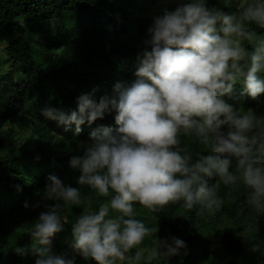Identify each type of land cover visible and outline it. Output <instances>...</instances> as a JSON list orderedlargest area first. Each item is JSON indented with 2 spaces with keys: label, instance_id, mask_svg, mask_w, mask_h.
Segmentation results:
<instances>
[{
  "label": "clouds",
  "instance_id": "1",
  "mask_svg": "<svg viewBox=\"0 0 264 264\" xmlns=\"http://www.w3.org/2000/svg\"><path fill=\"white\" fill-rule=\"evenodd\" d=\"M250 25L264 29V0H243L236 14L208 8L206 0H189L154 19L130 84L117 83L113 94L98 102L91 93L81 94L77 109L68 114L43 110L66 130L75 125V133L85 121L90 125L116 112V127L90 132L83 154L69 161L80 173L77 183L106 198L72 224L73 252L95 264H150L178 255L185 243L176 237H154L145 255L140 246L156 229L136 218L134 205L156 213L182 204L188 211L199 206L215 214L223 200L218 185L209 184L214 177L226 186L243 184L249 190L247 204L264 214L262 121L221 99L237 82L253 99L264 93V78L258 75L264 72V37ZM245 42L254 43L251 52ZM181 136H194L207 154L193 160ZM43 198L58 203L30 227L35 264H73L49 245L67 223L61 210L80 205L81 191L50 175Z\"/></svg>",
  "mask_w": 264,
  "mask_h": 264
},
{
  "label": "trees",
  "instance_id": "2",
  "mask_svg": "<svg viewBox=\"0 0 264 264\" xmlns=\"http://www.w3.org/2000/svg\"><path fill=\"white\" fill-rule=\"evenodd\" d=\"M137 2L0 0V47L5 45L10 62L7 70L0 69V264H35L30 227L40 213L58 203L43 198L50 175L79 188L82 200L80 205H66L61 210L67 223L50 239L51 252L64 255L73 264H95L71 249V227L79 215L97 209L106 198L79 185L80 173L69 161L83 154L90 132L102 126L116 127V112L106 113L90 125L85 121L75 133V125L66 130L45 117L43 110L53 108L68 114L77 109L81 94L91 93L98 102L102 96L112 95L117 83L130 84L136 78L148 29L156 17L177 6L175 1L151 16H127ZM206 6L238 12L219 0H206ZM249 27L264 37V29ZM32 37L36 38L33 44ZM244 46L251 52L254 43ZM223 100L241 114L252 112L264 128V93L251 100L237 82ZM16 126H25L26 135H18ZM181 144L193 160L197 154H207V147L194 136H181ZM209 184L218 185L217 194L223 200L215 214L203 212L199 206L188 211L182 204H169L156 213L134 205L136 218L156 229L142 247H154V237H176L185 243L178 255L150 264H264V214L258 215L247 204L249 190L243 184L226 186L217 177Z\"/></svg>",
  "mask_w": 264,
  "mask_h": 264
},
{
  "label": "rangeland",
  "instance_id": "3",
  "mask_svg": "<svg viewBox=\"0 0 264 264\" xmlns=\"http://www.w3.org/2000/svg\"><path fill=\"white\" fill-rule=\"evenodd\" d=\"M175 1H177V6H180L182 4L188 3L189 0H138V2L135 4L133 9H130L127 13V16H130V14L138 16V17H142V16H151L153 15L154 12H161L164 9H166L170 3H174ZM222 1L224 4H228L230 6L236 7L237 9H239L240 4L243 2V0H219ZM177 6H173L170 8V11H173ZM131 12V13H130ZM25 37L28 39L27 35L25 34ZM36 38L32 37L31 39H29L30 43H34ZM142 54L141 53L139 55V60L142 58ZM38 59L40 61L41 58L38 57ZM9 59L8 56L5 52V45L0 47V69L1 70H7L9 68ZM45 67H47V65L44 64ZM258 75L261 76V78H264V72L259 73ZM240 84V86L243 88V83L242 82H238ZM248 98H250L251 100L253 98L249 97L247 94H245ZM261 95V94H260ZM224 97V96H223ZM223 97H221V99H223ZM16 132L18 133V135H26L27 133V129L25 126L18 128V126H16L15 128ZM144 251H145V255H147L148 250H150V248H144L142 246H140Z\"/></svg>",
  "mask_w": 264,
  "mask_h": 264
}]
</instances>
